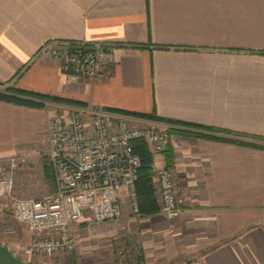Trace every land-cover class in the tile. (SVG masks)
<instances>
[{"label": "crops", "instance_id": "crops-1", "mask_svg": "<svg viewBox=\"0 0 264 264\" xmlns=\"http://www.w3.org/2000/svg\"><path fill=\"white\" fill-rule=\"evenodd\" d=\"M54 41L113 46L117 63L106 78L69 84L56 64L32 62ZM0 92L32 103L0 99V163L24 158L20 197L56 191L43 171L48 122L68 107L25 93L156 115L181 124L171 125L168 145L181 214L126 217L138 260L264 264V0H0ZM158 161L166 166V154ZM35 175L48 190L33 187ZM8 204L0 201V246L14 254L34 236ZM118 223L95 225L116 224L95 238L82 224L88 234L76 236L75 252L42 263L120 264ZM106 236L113 245L99 252Z\"/></svg>", "mask_w": 264, "mask_h": 264}, {"label": "built area", "instance_id": "built-area-1", "mask_svg": "<svg viewBox=\"0 0 264 264\" xmlns=\"http://www.w3.org/2000/svg\"><path fill=\"white\" fill-rule=\"evenodd\" d=\"M36 61L56 64L69 84L106 78L117 63L113 46L59 41L39 49L32 62ZM170 130L166 123L99 107L68 106L55 114L48 122L45 155L55 192L42 198L17 197L15 182L24 158L17 156L0 163V201H9L14 220L34 236L22 252L30 258L52 260L58 253L75 252V230L82 224H114L126 217L142 220L137 191L142 160L135 152V141L145 142L154 157L152 171L160 216L176 221L181 208L175 171L158 161L168 150ZM119 245L117 254L128 259L125 264L139 261L142 246L138 238L130 239L126 252Z\"/></svg>", "mask_w": 264, "mask_h": 264}, {"label": "trees", "instance_id": "trees-1", "mask_svg": "<svg viewBox=\"0 0 264 264\" xmlns=\"http://www.w3.org/2000/svg\"><path fill=\"white\" fill-rule=\"evenodd\" d=\"M25 95L32 96L33 98L37 97L42 100H46V101H49L55 104H60V105L83 106L81 103L61 99L58 97L38 96V95L26 94V93ZM0 99L10 101V102H15V103L32 105V103L28 102L27 100L17 99V98L9 97L6 95H0ZM113 112H117V113L124 114V115L135 116L141 119L157 121L160 123H166L169 125H181L180 123L167 121V120L158 118L156 115H138V114L125 113L122 111H113ZM133 146H134L135 152L140 156L142 160V167L139 171V180L137 183V191H138L141 215L143 218L154 217L158 215L160 212L157 200L155 198V190H154V185H153L154 177H153V171H152V164H153L154 157L151 154L145 142L135 141L133 143ZM165 154H166V167L168 169H172L173 160H172L171 149H168ZM43 171H44L45 178L47 181L51 182L54 180L52 169L45 160L43 163Z\"/></svg>", "mask_w": 264, "mask_h": 264}, {"label": "rangeland", "instance_id": "rangeland-1", "mask_svg": "<svg viewBox=\"0 0 264 264\" xmlns=\"http://www.w3.org/2000/svg\"><path fill=\"white\" fill-rule=\"evenodd\" d=\"M44 160L47 162V164H49V160H48V158L46 157V156H44V158H43V162H44ZM21 172V171H20ZM32 177V179L33 180H37V182H36V184L33 186V187H36V188H38V180H39V178L38 177H36V175L35 176H31ZM153 183H155L154 182V180H153ZM50 185V184H49ZM154 185V184H153ZM155 186H156V184H155ZM154 186V187H155ZM42 188L41 187H39L38 188V190L39 191H44V190H48L47 188H45L44 190H41ZM157 190V187L156 188H154V190ZM156 190H155V198L157 197V193H156ZM39 195H43L42 197H44L45 195H47L46 194V192L45 193H40L39 192ZM16 196L17 197H19V198H25V197H20L19 195H18V193H17V190H16ZM42 197H40V198H42ZM29 198H35V197H29ZM158 204H160V203H158ZM158 207H159V205H158ZM159 209H160V207H159ZM129 219V218H128ZM128 219L127 218H125V219H123L121 222H123V227H125L126 225V223L128 222L129 223V221H128ZM127 221V222H126ZM15 221H11V224L10 225H8L9 226V228H7V231H9V233H13V231H15L14 229L15 228H17L18 226L17 225H15V223H14ZM121 222H119V223H121ZM118 223V224H119ZM117 224V225H118ZM115 226H116V224H115ZM115 226L113 227V228H115ZM104 227V226H103ZM103 227H98V226H93V227H90L89 228V234H92V238H95V237H100L101 235H99V234H105V235H111L113 232V228L111 229V228H108L107 230L106 229H104ZM12 229H13V231H12ZM126 229H127V226L123 229L124 231H123V238H122V240L117 244V245H119V249L120 250H125V252H126V250H129L130 248H129V244H130V239H137V238H134L133 236H132V234L131 233H128V232H126ZM82 230V231H81ZM7 231L6 232H4L3 231V233L5 234V233H7ZM76 232H75V234H76V236H77V239H78V237H79V234H81L80 236V238H84L85 237V235H87L88 234V231H83V229L82 228H76V230H75ZM131 234V235H130ZM111 241V238H110V236H106L105 238H101L99 241H98V249H99V252H107L108 250H110V248L112 247V241ZM24 245H26V242L24 241L23 242V244H22V246H20L19 247V250L18 249H16L15 250V253H14V255H15V257H17V258H19V259H21L22 261H24L25 263H28V264H43L42 262H43V260H46V261H51V262H53L54 261V259H52V260H49V259H44V258H40V257H32V258H30V257H28L27 255H25L23 252H22V247L24 246ZM121 245H123V248L121 247ZM114 247V246H113ZM116 249V251H117V248H115ZM116 253H118V252H116ZM119 257V259H120V264H125L126 263V261H128V259L127 258H121L120 256H118ZM126 260V261H125ZM133 264H144V263H142L141 261H137V262H135V263H133Z\"/></svg>", "mask_w": 264, "mask_h": 264}, {"label": "water", "instance_id": "water-1", "mask_svg": "<svg viewBox=\"0 0 264 264\" xmlns=\"http://www.w3.org/2000/svg\"><path fill=\"white\" fill-rule=\"evenodd\" d=\"M0 264H28L15 257L13 252L4 246H0Z\"/></svg>", "mask_w": 264, "mask_h": 264}]
</instances>
